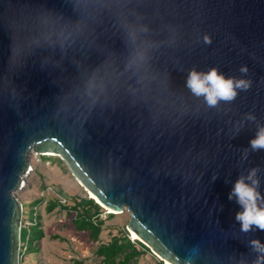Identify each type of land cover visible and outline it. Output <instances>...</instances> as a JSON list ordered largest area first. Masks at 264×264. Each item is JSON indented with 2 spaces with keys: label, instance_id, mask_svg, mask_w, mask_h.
Instances as JSON below:
<instances>
[{
  "label": "water",
  "instance_id": "95a60500",
  "mask_svg": "<svg viewBox=\"0 0 264 264\" xmlns=\"http://www.w3.org/2000/svg\"><path fill=\"white\" fill-rule=\"evenodd\" d=\"M137 48L148 62L134 72ZM211 69L249 87L209 106L186 81ZM261 129L264 0H0V264L19 263L14 191L32 150L126 209L170 264H264L251 243L264 249V230L242 231L229 199L243 178L264 210V149L250 144Z\"/></svg>",
  "mask_w": 264,
  "mask_h": 264
},
{
  "label": "rangeland",
  "instance_id": "374dc122",
  "mask_svg": "<svg viewBox=\"0 0 264 264\" xmlns=\"http://www.w3.org/2000/svg\"><path fill=\"white\" fill-rule=\"evenodd\" d=\"M23 181V185L14 191V196L23 207L24 221L21 227L38 221L42 235L39 237L38 249H34L29 242L32 251H23L27 253L21 255V264H78V262L96 264L101 259L97 253L100 244H106L112 234L120 233L124 228L132 241L137 238L134 237L136 233H132L133 230L127 226L130 213L126 209L110 219H105L103 232L97 240L89 239L88 231L76 228L73 222L75 211L70 209L73 202L71 198L77 195L88 198L91 195L72 175L60 155L48 157L32 150L31 169L23 176ZM56 198H60L65 204L49 210L47 205ZM104 208L101 211L103 218L108 213L115 212ZM38 228L34 225L31 231ZM22 229L25 234L26 228ZM149 250L150 252L142 256L138 264H155L154 260L152 261V254L162 260L151 248ZM163 264L168 262L164 260Z\"/></svg>",
  "mask_w": 264,
  "mask_h": 264
},
{
  "label": "clouds",
  "instance_id": "9594fccd",
  "mask_svg": "<svg viewBox=\"0 0 264 264\" xmlns=\"http://www.w3.org/2000/svg\"><path fill=\"white\" fill-rule=\"evenodd\" d=\"M142 31L146 32L147 29L144 28L142 29ZM130 38L132 39L133 43H135L136 40L138 39V37L134 32L130 33ZM205 42L211 43V41L207 37H205ZM147 62H148L147 48H137L134 51V54L130 57L126 67L130 70H133L134 72H139L144 67V65L147 64ZM240 71L246 73L247 68H241ZM90 86L95 88L97 87V84L95 81H92L90 82ZM186 87L192 92L193 95L197 97L200 96L205 97L207 104L209 106L214 107L217 105L218 101L220 100L223 101L234 100L237 95L235 89L239 88L241 90H247V88L249 87V82L245 80L234 81L233 79H225L222 75L218 74L216 69H211L206 74L192 70L188 75L186 81ZM250 144L253 150L264 149V129H261V131L257 134V138L250 141ZM44 156L52 157L51 155H44ZM30 169L31 166L29 167V171ZM255 174H256V170L254 169L251 172V174L247 177L248 180L252 181L253 185L258 184V181L253 179ZM22 185L23 184L21 183L20 186ZM258 195L259 194L256 192L254 187H251L244 183L243 178L236 182L232 193L229 195V199H232L233 196H236L238 202L244 207V211L242 213H238L236 217V219L241 222L242 231L245 232L249 231L252 225H255L259 229L264 230V210L258 209L256 205ZM89 198L93 199L95 203L103 207V205L101 203H98L94 197L89 196ZM110 213H114V212H110ZM22 215H23V207H22ZM22 221H24L23 218H21L20 227L22 226ZM22 228H26V226L21 227L20 229ZM134 239L140 240L138 236L137 238ZM251 243L257 251L264 250L260 248L259 241H252ZM20 246H21V233H20ZM20 246L18 253L19 255L18 264H21L20 261L22 260L20 259V257L22 258L20 253ZM161 259L162 262H164L165 259L163 258ZM261 259H264V257H262Z\"/></svg>",
  "mask_w": 264,
  "mask_h": 264
},
{
  "label": "trees",
  "instance_id": "16d2710c",
  "mask_svg": "<svg viewBox=\"0 0 264 264\" xmlns=\"http://www.w3.org/2000/svg\"><path fill=\"white\" fill-rule=\"evenodd\" d=\"M60 164L62 165L61 161ZM72 199L73 202L70 206V209L75 211V219L73 220V222L76 228H78L79 230L88 231V237L91 240L99 239L104 229L105 219H110L115 214L108 213L105 218H103L101 213L103 207L95 203L93 199L89 197H80L78 195L72 197L71 200ZM64 204L65 203H62L60 198H56L55 201L50 202L47 207L49 210H52L57 205ZM34 225L39 228L36 231H31V227L33 228ZM25 230L26 233L23 234V229H21V255L23 253L32 251L30 250L31 245L34 249H38L40 241L39 237L42 235V230L39 226L38 221L35 224L31 222V225H28ZM134 240L135 241L131 240L130 236L127 235L124 228L122 229V232L112 234L110 240L106 244H100L97 253L101 257V259L96 264H138L141 257L149 253L150 250L149 247L140 240ZM22 241H24V243H22ZM29 242L31 245L29 244ZM28 245L30 246L28 247ZM24 250L28 251L23 252ZM152 261L155 264H163L162 260L158 259L154 254H152ZM78 264L82 263L78 262Z\"/></svg>",
  "mask_w": 264,
  "mask_h": 264
},
{
  "label": "bare ground",
  "instance_id": "6f19581e",
  "mask_svg": "<svg viewBox=\"0 0 264 264\" xmlns=\"http://www.w3.org/2000/svg\"><path fill=\"white\" fill-rule=\"evenodd\" d=\"M40 154H42V155L57 156V154H55V153H53V152H46V153H40ZM23 183H24V182H22V184H23ZM89 192H90V191H89ZM90 195H91V197H94L98 203H100L99 200L95 197V195H94L93 193L90 192ZM105 208L111 210L110 208H107V207H105ZM114 213L117 214V212H114ZM132 233H136V232L132 231ZM134 237H137V234H134ZM165 261H167V260H165ZM167 262H168V261H167ZM168 264H170V263L168 262Z\"/></svg>",
  "mask_w": 264,
  "mask_h": 264
}]
</instances>
